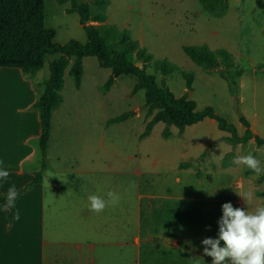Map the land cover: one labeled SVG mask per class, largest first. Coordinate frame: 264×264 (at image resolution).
<instances>
[{"label": "rangeland", "instance_id": "374dc122", "mask_svg": "<svg viewBox=\"0 0 264 264\" xmlns=\"http://www.w3.org/2000/svg\"><path fill=\"white\" fill-rule=\"evenodd\" d=\"M69 6L70 0H44V26L55 30V42H86L78 14L65 11ZM218 6L224 13H210L200 0H109L100 10L106 21L95 24L114 26L119 32L127 30L137 47L151 57L145 63L146 71L154 74L158 83L164 78L176 96L186 95L196 102L197 109L212 106L236 126L238 135L244 132L239 122L241 113L263 136L264 0H222ZM92 7L93 12L98 11ZM184 46H205L232 55L242 69L238 78L239 113L218 70L195 64ZM57 57L46 56L34 79L48 78V62ZM162 64L174 70L163 77ZM83 67L85 76L79 93L72 76L66 74L61 111L68 117L63 120L61 115L54 120L47 163H85L93 144L89 136L95 133L103 180L120 181L129 175L135 183L136 199L137 193L146 195V235L155 238V242L146 243V264H212L211 257L203 253L201 241L217 237L221 205L231 202L234 207L252 210L264 204V174L256 177L233 162L240 154L252 152L264 166V145L259 149L254 143L233 145L223 138L230 134L218 129L215 121L210 123L209 118L186 126L183 132L170 125L167 137L163 134L165 124L157 122L149 135L140 138L154 113L149 114L144 106V90L130 94L136 77L119 76L109 91L103 92L102 85L111 70L100 67L93 56L84 60ZM183 72L193 74L191 91L185 86ZM126 111L134 114L107 125V120ZM41 161V153L37 152L28 166H40ZM240 174L244 176L241 185ZM247 190L254 193L252 202L240 196ZM175 225L177 237L192 248L170 249L159 242L164 230Z\"/></svg>", "mask_w": 264, "mask_h": 264}, {"label": "crops", "instance_id": "0c3cea01", "mask_svg": "<svg viewBox=\"0 0 264 264\" xmlns=\"http://www.w3.org/2000/svg\"><path fill=\"white\" fill-rule=\"evenodd\" d=\"M87 57L82 59V65ZM72 61L73 58L64 72L63 100L52 112L50 139L55 118L68 117L61 111L65 104L62 91ZM35 75L26 77L18 68L0 67V167L10 172L7 181L0 180V264H146V243L155 242L150 234L146 235V195L137 193L136 199L135 183L129 175L120 181L103 180L95 133L89 136L93 144L81 164L50 166L46 161L48 141L41 179L31 183L41 167V163L28 166L40 152V123L32 104L41 83L48 79L35 80ZM84 76L83 67L80 86H74L78 93ZM250 128L258 135L252 123ZM246 143L255 144L253 139ZM239 177L241 185L244 176ZM11 185L16 186L19 195L15 208L5 212L3 205ZM109 190L119 193V204L99 214L90 211L88 196L103 195ZM15 211L20 214L18 221L12 219ZM177 231L176 225L164 230L159 242L170 249L192 248L177 237Z\"/></svg>", "mask_w": 264, "mask_h": 264}, {"label": "trees", "instance_id": "16d2710c", "mask_svg": "<svg viewBox=\"0 0 264 264\" xmlns=\"http://www.w3.org/2000/svg\"><path fill=\"white\" fill-rule=\"evenodd\" d=\"M64 3L66 0H57ZM204 9L210 13H224L219 8L222 0H200ZM109 3V0H70L66 12H76L82 26L86 42L71 39L66 43L54 41L55 30L44 26V0H0V67L18 68L26 76H33L44 65L46 56L57 54L58 57L48 64L49 77L41 83L38 97L32 108L38 111L40 135L39 149L42 157L40 170L35 173L31 183L41 179L44 169L46 148L50 139L51 116L62 102L61 90L64 84V72L69 67V74L73 78L75 87L80 86L83 75L82 59L87 56L96 58L98 65L111 70L110 75L102 85V91L107 92L115 83L116 78L122 75H132L137 81L130 94L144 90V106L149 114H153L146 123L140 138L151 132L157 122H163L164 136L169 135V126L174 125L179 132L186 126L195 124L205 118H212L218 129L228 132L224 137L227 142L236 145L253 139L256 146L264 145V136L254 134L247 118L238 110V78L242 69L232 55L225 50L211 51L205 46H184L187 56L204 69H217L219 75L225 79L228 89L234 98V107L239 113V122L244 127L242 135L237 134L234 124L219 115L212 106L197 109L194 100L186 95L176 96L162 78L158 83L154 74L146 71L145 63L151 59L150 55L138 48L130 38L127 30L117 31L114 26L97 23L106 21V15L100 11ZM97 7L96 12L92 9ZM174 70L173 66L161 65L163 77ZM185 86L188 91L193 89V74L183 72ZM134 114L133 111L123 112L107 120V125L125 121Z\"/></svg>", "mask_w": 264, "mask_h": 264}, {"label": "clouds", "instance_id": "9594fccd", "mask_svg": "<svg viewBox=\"0 0 264 264\" xmlns=\"http://www.w3.org/2000/svg\"><path fill=\"white\" fill-rule=\"evenodd\" d=\"M233 162L251 170L256 177L264 174V166L252 152L236 157ZM9 175L7 168L0 167V180L7 181ZM18 195L16 186L11 185L3 205L5 212L15 208ZM240 196L244 201L254 200V193L251 190L244 191ZM120 199L119 193L112 190L103 195L91 194L88 196L89 210L99 214L107 208L117 206ZM221 208L222 216L217 222V237H208L201 241L204 255L211 257L212 264H264V204L252 210L247 207L245 210L234 207L231 202H225ZM12 219L17 221L20 219L18 211L13 212Z\"/></svg>", "mask_w": 264, "mask_h": 264}]
</instances>
